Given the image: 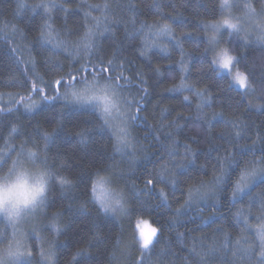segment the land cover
I'll return each mask as SVG.
<instances>
[{"label": "trees", "instance_id": "obj_1", "mask_svg": "<svg viewBox=\"0 0 264 264\" xmlns=\"http://www.w3.org/2000/svg\"><path fill=\"white\" fill-rule=\"evenodd\" d=\"M213 2L0 0V152L7 151L6 143L19 146L26 140L28 150L38 151L45 144L41 137L45 133L52 134L48 165L75 184V188L62 192L59 180L53 181L42 209L44 218L35 219L39 229L33 228L43 241L40 242L36 234H29L33 252L31 264H42L40 250L47 251L50 246L55 247L59 264H71L79 250L84 251L75 257L77 264H119L126 258V264H136L133 260L138 255L132 249L136 243L137 220H148L158 229L159 241L143 254L146 264H260L262 249L255 233L257 227L264 224V212L259 203L250 205L245 197L233 204L221 197L214 206L211 200L194 202L177 215L189 184L199 187L201 181L210 180L217 155H225L226 150L235 151L238 144L251 145L256 141V156H260L264 145V43L249 38V46L237 47L234 53L241 56L237 67L257 89L259 102L250 99L235 84L229 87L231 77L213 80L200 72V57L192 41L197 32L203 40L205 33L197 25L202 20L213 19L205 13L204 7ZM251 2L259 11H264L262 0ZM51 4L55 7H36ZM90 5L101 8L96 10ZM142 23L154 25L151 33L147 28L140 31ZM162 24L170 26L171 34L160 35L161 39L156 41L153 33ZM89 29L95 33V47L90 56L83 51L79 57L67 52L52 54L49 47L41 46V35L50 34L53 42L64 41L69 48H74ZM234 39L242 43L240 37ZM180 46L184 49L185 67L190 69L184 83L194 89L192 91L168 90L179 85L185 75L179 70ZM203 47L201 45V49ZM100 60L105 68L110 60L116 65L115 71L105 75L115 78L123 73L128 78L120 83L126 84L123 95L133 101L130 113H135V101H140L141 120L129 121L137 158L134 164L129 163L127 156L114 152L112 134L99 127L102 121L95 112L71 106L65 109L61 120L58 112L66 101L41 99V95L57 94L55 81L61 78L64 83L71 77L91 79L101 67ZM203 68L210 74L207 64ZM141 80L147 82L142 84ZM33 84L44 92H35ZM64 90L59 87L60 92ZM199 90L204 91L210 103H202L201 97L196 95ZM31 103L36 107L26 108ZM197 105L202 106L198 109ZM214 113L222 115L214 116ZM82 133L92 140L87 146L79 144L77 147ZM169 146L174 149L176 161L192 160L195 152V163L189 164L187 170H179L183 183L175 187L156 180L160 167L164 164L173 167L169 163L172 160L167 152ZM12 158H16L15 153ZM61 161L66 167H60ZM97 169L101 175L110 177L116 188L124 190L127 207L134 210L130 215L106 217L102 210L97 212L98 205L90 200ZM146 179L157 184L151 195L145 191ZM160 187L165 190L166 201L159 194ZM82 203L90 215L78 210ZM58 212L62 214L57 215ZM237 212L248 217L247 229L242 220L237 222ZM55 226L61 227L60 233L54 230ZM4 227L5 224L0 223V230ZM7 231L11 237L10 225ZM226 236L227 248L224 246ZM98 239L102 242L98 243ZM4 247L6 242L0 243V248ZM127 248L133 252L129 255L135 256L133 260L128 259ZM244 249L252 255H247Z\"/></svg>", "mask_w": 264, "mask_h": 264}, {"label": "snow or ice", "instance_id": "obj_2", "mask_svg": "<svg viewBox=\"0 0 264 264\" xmlns=\"http://www.w3.org/2000/svg\"><path fill=\"white\" fill-rule=\"evenodd\" d=\"M36 7H44L45 9L49 7H55L54 4L51 5H37ZM96 10L101 8L100 5H90ZM105 9L107 5L103 6ZM156 7H159L156 5ZM205 13L212 16L213 19L209 21H200L197 25L198 29H202L205 33L203 40L199 39V32H197V37L192 41L195 49L200 57L201 63V74L209 75L210 79L216 80L219 78L223 80L227 77H231L229 80V87L233 84L246 90L252 89V85L249 82L248 75L243 72L236 71L235 75L232 74L231 69L235 68L241 62V56L234 54L237 47H248V39L250 33L245 29V23L252 20L253 17L258 15L256 8L253 6L251 0H246L243 4V16L234 15L233 9L240 7L239 0H214L211 5H205ZM261 7L264 9V0L261 2ZM134 10V9H133ZM163 14V13H161ZM173 17L169 16V19ZM154 25H147L142 23L140 31L145 28L151 33ZM259 29L256 36V41L258 43H264V26L256 25ZM243 33V36L241 34ZM171 34V28L168 24H162L160 28L154 33L155 36ZM95 33L89 29L82 40L74 47L69 48L67 43L64 41L53 42L49 36L40 37L41 46L49 47L52 54L58 52H67L70 56L79 57L81 51L85 55L90 56L92 50L95 47ZM236 37H240L242 40L241 44H238ZM179 44V42H177ZM201 45L204 47L201 49ZM181 50V60H180V71L185 74L181 77V83L168 89L169 91H192L191 87L184 83L185 76L190 72V69L185 67L184 63V49L180 46ZM211 54V55H209ZM191 56V53L189 54ZM103 60H100L101 67L99 70L92 74V78L88 79L87 76H83L80 79L71 77L67 83H64L63 78L55 81L59 87H63L65 90L60 92L59 89H54L56 91L55 96L41 95L43 101H58L64 100L66 104L58 112L61 120H63L65 109L71 106H79L83 109H90L97 114V118L102 121L99 125L102 129H108L112 134L114 139V152L118 153L121 157L127 156L130 164L136 162L134 145L129 132V121L136 122L140 121V101H135L137 107L135 113H130L133 101L126 98L122 89L126 87V84L120 83L121 80L127 81L128 78L120 73L115 78L111 75H105V73L115 71L116 65L113 61H108V67H103ZM207 64L210 69V74L204 72L203 66ZM159 72V68L156 69ZM223 73V75L221 74ZM147 81L141 80V83H146ZM33 90L35 92L43 93L44 89L39 88L37 85L33 84ZM147 92V89H144ZM247 94V91L245 92ZM196 95L201 97L202 103L207 104L210 101L205 97L203 90L196 91ZM185 100L188 97H184ZM202 105H197L199 109ZM36 107L35 103L27 104L26 108L31 109ZM215 115H222L214 113ZM210 123V121H209ZM149 131L151 127L149 126ZM44 141V147L38 151H31L27 148L28 141L26 140L23 144L19 146H12L5 144L6 152H0V169L8 167L9 161H11V168H16L23 165L25 162L35 163L37 160L48 165V144L51 142L52 134L45 133L41 137ZM240 138V134L237 133V139ZM92 138L86 133L80 134L77 147L79 144L87 146L91 142ZM188 148V145H185ZM132 150L131 152L129 150ZM41 152L44 155H41ZM168 155L172 157L169 161L173 167L169 168L168 164H164L156 172V180L159 184H168L173 187L177 183H183L180 179L178 172L180 169L187 170L189 164L195 163V152L192 153L193 159L188 161H176L174 149L170 146L167 148ZM257 147L256 141L251 145L238 144L235 146V151L227 152L221 156H216V164L212 166L211 178L208 182L201 181L200 186L189 184L186 189V199L184 203L181 204L180 208L177 209V215L181 214V209L185 206L191 207L194 202H208L212 201L213 206L220 202L221 197H225L229 203H235L247 198L250 205L259 203L262 212H264V145L261 146L260 156H256ZM16 154V158H12V154ZM50 167V166H49ZM60 167H66V164L61 161ZM201 167H206V165H201ZM123 173H121V178H123ZM56 178L59 180L62 192L69 188H75V184L67 180L64 177L59 176L56 173ZM110 177L100 174V170L96 171V178L92 180L90 198L91 202L98 205L97 212H101L104 216H115L116 214L130 215L133 209L127 207V199L123 189H118L111 187ZM151 186V187H148ZM157 187L152 179H146L145 181V191L146 194L151 195L153 189ZM259 189V191H255ZM139 191V190H137ZM159 194L163 201L167 200V195L163 187L159 188ZM37 208L33 207L25 213H34ZM79 211L84 213L88 212L85 204H80ZM62 213H57L61 215ZM238 223L241 220L244 223L245 228L249 227L248 217H242L241 212L235 214ZM21 218V210L16 209L15 213L12 214V218L3 220L5 227L0 230V243L6 242V247L0 248V264H24L22 257L25 253L21 251L23 245L21 241L17 238L19 232L16 228V222ZM262 217H257L261 219ZM95 222L93 221V224ZM11 224L13 226V231L11 237H9L7 231V225ZM54 230L57 233L61 232L60 226H55ZM256 237L259 240L261 246L260 253V264H264V224L260 225L256 229ZM155 237V240H154ZM159 241L157 230L153 229L151 234L145 235L143 232L140 233L137 238V243L141 245L142 253L149 252L151 248H154L155 243ZM98 243L102 240H97ZM228 237H225L224 246H228ZM237 244L240 243L239 240L236 241ZM84 250H79L73 256L71 264H77L75 259L76 256L81 255ZM194 251V250H190ZM247 254L248 249H244ZM27 255H31L28 253ZM42 257V264H59L57 253L54 246H50L47 251L41 249L40 253ZM235 255V253H233ZM28 264H31L29 261ZM92 264V262H89ZM136 264H146L143 256L139 259Z\"/></svg>", "mask_w": 264, "mask_h": 264}, {"label": "clouds", "instance_id": "obj_3", "mask_svg": "<svg viewBox=\"0 0 264 264\" xmlns=\"http://www.w3.org/2000/svg\"><path fill=\"white\" fill-rule=\"evenodd\" d=\"M55 179L54 169L40 160L0 169V219H10L20 209L21 220L33 207L44 205Z\"/></svg>", "mask_w": 264, "mask_h": 264}, {"label": "rangeland", "instance_id": "obj_4", "mask_svg": "<svg viewBox=\"0 0 264 264\" xmlns=\"http://www.w3.org/2000/svg\"><path fill=\"white\" fill-rule=\"evenodd\" d=\"M239 3H240V7L233 9V13H234V15L243 16L244 15V12H243V4L244 3H243L242 0H239ZM256 11H257L258 15L256 17H253L252 20H250V21L245 23V29L250 33L249 38H253L254 40H256V36L258 34V31H259V29L256 27V25L264 26V11L261 12L257 8H256ZM242 35H243V33H242ZM161 36H163V35H161ZM161 36H155L154 35L153 38H154V40L158 41L159 37L161 39ZM154 46L159 47L157 45H154ZM236 71L242 72L240 69H238L237 66L235 68L231 69V72H232L233 75H235ZM249 82H250V80H249ZM251 85H252V83H251ZM238 88H240V87H238ZM240 89L243 90L244 92L247 91V95L250 97V99H255L258 102L260 101L259 96L257 94V89L253 85H252V89H254V90H246V89H242V88H240ZM129 132H130V137H131L130 128H129ZM131 140H132V144H133L134 142H133V138L132 137H131ZM129 151H132V150L130 149ZM111 181L114 182L112 179H111ZM111 187H115L113 183H111ZM44 205H42L41 207L37 208L34 211V213H29L24 218H22L21 220L16 222V228H17V230L19 232V235H18L17 238L21 241V244L23 245V247L21 248V251L25 253V256L22 257V261L23 262H28L32 258V255H33L32 247H31V240H30L29 234L32 232V235L35 236V234H36V236H38L37 238L39 239L40 242L43 241V239H41L39 237L38 231H36L33 228L39 229V228H37L38 222L35 221V219L38 220L39 217L44 218L43 217L44 213L42 211V209L44 208ZM39 220H41V218H39ZM0 223H4L3 219H0ZM9 225H10L11 228H13V226L11 224H9ZM134 228H136V243H135L136 247L134 246L132 251L134 250L135 254H137L138 257L135 258V256L129 255V254L134 252L133 251V252L130 253V250H129L130 248H127V254L129 255L128 259H130V260L132 259L133 260V257H134L135 259L133 261H135V260L138 261L139 259H141V257L144 254L141 251V245L137 243V238L139 237L140 233L143 232L145 235H148V234H151L153 229H156L157 230V234H158V229L155 226H153L152 223L150 221H148V220H137L136 223H135V227ZM154 240H155V237H154ZM28 253H30L31 255L30 256L27 255ZM40 253H41V250H40ZM248 254L252 255L251 252L248 253ZM120 262L122 264H126L125 262H128V261H127V258H126L125 260H122ZM121 263H119V264H121Z\"/></svg>", "mask_w": 264, "mask_h": 264}, {"label": "water", "instance_id": "obj_5", "mask_svg": "<svg viewBox=\"0 0 264 264\" xmlns=\"http://www.w3.org/2000/svg\"><path fill=\"white\" fill-rule=\"evenodd\" d=\"M56 88H59V86H58V85H56Z\"/></svg>", "mask_w": 264, "mask_h": 264}, {"label": "bare ground", "instance_id": "obj_6", "mask_svg": "<svg viewBox=\"0 0 264 264\" xmlns=\"http://www.w3.org/2000/svg\"><path fill=\"white\" fill-rule=\"evenodd\" d=\"M176 42V41H175ZM164 44V43H163Z\"/></svg>", "mask_w": 264, "mask_h": 264}]
</instances>
